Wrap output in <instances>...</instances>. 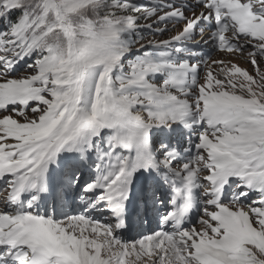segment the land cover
I'll list each match as a JSON object with an SVG mask.
<instances>
[{"label": "snow or ice", "instance_id": "obj_1", "mask_svg": "<svg viewBox=\"0 0 264 264\" xmlns=\"http://www.w3.org/2000/svg\"><path fill=\"white\" fill-rule=\"evenodd\" d=\"M0 264H264V0H0Z\"/></svg>", "mask_w": 264, "mask_h": 264}]
</instances>
